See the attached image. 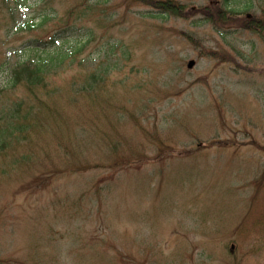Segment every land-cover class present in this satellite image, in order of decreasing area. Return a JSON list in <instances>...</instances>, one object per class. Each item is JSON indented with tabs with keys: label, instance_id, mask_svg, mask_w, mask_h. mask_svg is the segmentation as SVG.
I'll return each mask as SVG.
<instances>
[{
	"label": "rangeland",
	"instance_id": "1",
	"mask_svg": "<svg viewBox=\"0 0 264 264\" xmlns=\"http://www.w3.org/2000/svg\"><path fill=\"white\" fill-rule=\"evenodd\" d=\"M0 264H264V0H0Z\"/></svg>",
	"mask_w": 264,
	"mask_h": 264
},
{
	"label": "water",
	"instance_id": "2",
	"mask_svg": "<svg viewBox=\"0 0 264 264\" xmlns=\"http://www.w3.org/2000/svg\"><path fill=\"white\" fill-rule=\"evenodd\" d=\"M190 65H191V63H190Z\"/></svg>",
	"mask_w": 264,
	"mask_h": 264
}]
</instances>
